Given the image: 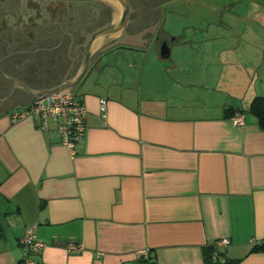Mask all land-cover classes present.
<instances>
[{"label": "crops", "instance_id": "obj_1", "mask_svg": "<svg viewBox=\"0 0 264 264\" xmlns=\"http://www.w3.org/2000/svg\"><path fill=\"white\" fill-rule=\"evenodd\" d=\"M245 51L235 41L215 55L223 66L207 89L220 95L211 105L152 104L114 71H92L73 91L86 108L73 153L55 121L11 122L31 103L27 93L0 105V264H21L27 229L45 245L35 264H205L209 246L220 262L264 264L253 251L264 243V128L249 111L264 98V77L260 55ZM42 79L28 86L62 83ZM223 239L230 244L218 248Z\"/></svg>", "mask_w": 264, "mask_h": 264}, {"label": "flooded vegetation", "instance_id": "obj_2", "mask_svg": "<svg viewBox=\"0 0 264 264\" xmlns=\"http://www.w3.org/2000/svg\"><path fill=\"white\" fill-rule=\"evenodd\" d=\"M127 2L129 9L135 12L129 14L125 29L147 26L148 23L156 21L160 13L159 22L146 49H138L137 53L148 50L152 44L156 45L159 53L163 43L170 47L174 42L200 43L207 40L230 39L238 35L231 26L224 23L225 17L229 18L233 14L230 4L213 9L212 11L216 13L213 16L214 20L210 18L211 21H208L209 18L205 17L206 13L209 14L207 0H127ZM60 3L67 9V15L55 14L57 16L55 18L47 12L50 8L48 0H0V44L5 43L9 46L7 52L14 54L8 57L6 45H0V62L3 60L0 63V70L3 74L27 85L28 80L38 85L44 83L42 78H55V76L63 81L67 72L65 79L73 78V69L76 64L75 47L78 41L83 43L86 39L85 36L80 35L81 30L84 28L85 33L91 34L104 27L110 18L111 9L96 0H60ZM11 10H25V15H28L27 11L34 10L32 14L29 13L30 18H23L25 23L32 22L31 25V22H28L27 33L7 29L6 24L8 26V21H11L9 16L12 15ZM13 22L11 21V24ZM16 24L21 26L19 22ZM32 27H35V30ZM67 29L71 39L64 34L67 33ZM71 40L72 46H70ZM59 43L60 45L55 49L49 47L50 45L56 47ZM119 49L122 48H114L117 51ZM35 50L41 51L35 52ZM20 52L34 53L17 54ZM68 53L73 62L68 58ZM235 61L233 64L238 67L237 60ZM23 70L35 73V75L26 76ZM36 72L42 75L39 76ZM25 77L28 79L25 80ZM0 88L1 100L13 88V85L0 75ZM21 92L19 89L14 90L0 105L3 106L12 101L17 95L22 94Z\"/></svg>", "mask_w": 264, "mask_h": 264}, {"label": "rangeland", "instance_id": "obj_3", "mask_svg": "<svg viewBox=\"0 0 264 264\" xmlns=\"http://www.w3.org/2000/svg\"><path fill=\"white\" fill-rule=\"evenodd\" d=\"M48 1L50 8L47 12H50L52 17L56 18V15L61 13L67 15V9L61 5L60 0ZM206 4L209 14L206 13L205 17L209 18L208 21L214 20L213 16L216 13L212 11L213 9L231 5L233 14L229 18L225 17L224 23L238 33L236 37L200 43L174 42L170 46L171 58L168 60L159 58L155 44H152L146 52L137 55L127 49H119L118 52H110L103 58L99 71L108 73L107 76L110 71H114L118 78H124L127 86L133 87L134 90L138 89L144 101H150L152 104L178 103V105L196 106L200 104L199 101H203L211 105L219 102L220 95L207 92V89L216 86L215 75L218 76V68L223 66L222 63L220 64L223 58L215 55L230 51L231 44L240 41L242 50L260 55L259 75L264 77V0H207ZM32 11L34 10L27 11L28 15L32 14ZM10 13H12L9 15L10 20L19 19L20 21H17L21 26L14 28L6 24L7 29L27 33L28 22L24 26L23 18L27 19L30 16L25 15V10H11ZM45 14L48 17V14ZM32 29L35 30V27ZM210 62H213L214 66ZM225 67L228 68L226 65ZM175 74H177L176 78ZM98 77L97 74L92 73L88 82ZM76 90L78 92L80 88Z\"/></svg>", "mask_w": 264, "mask_h": 264}, {"label": "water", "instance_id": "obj_4", "mask_svg": "<svg viewBox=\"0 0 264 264\" xmlns=\"http://www.w3.org/2000/svg\"><path fill=\"white\" fill-rule=\"evenodd\" d=\"M96 1L109 7L111 9V15H110L108 22L105 24L104 27L97 29L94 32H91V34L85 33L83 31L84 28L81 30L80 35L85 36L86 39H85V42L83 43L78 41L75 47L76 64L73 69L74 70L73 78L69 80L65 79L68 74L67 72L62 83L54 87L47 88V89L33 90L28 85H26L24 82L6 76L0 70V75L6 80H8L9 82H11L13 85V88L7 94H5V97H3L0 100L1 103L7 97H9L10 94L16 89H19L23 91L24 93H27V95H30L32 100L44 99V98H47L49 96H52V95H55V94H58L64 91L73 92L76 89H79L83 85L84 81L87 79V77L92 71H96L98 73L99 68L101 69L99 65L102 62L103 58L110 52H115V53L117 52V50H114V48L120 47L122 49H127L133 52H136L138 49H146V46L156 28V25L159 22L160 13H159L158 19L154 22L148 23L147 26H144V25L134 26L133 29H130V28L125 29V25H126L129 14H131L132 12H135L129 9V4L127 0H96ZM68 29H67V33H64V34H67L71 39V36L68 33ZM60 31H61V27H60ZM76 32L79 33V31H76ZM1 44H5V43L2 42ZM59 45L60 43L56 47L51 46V45L49 47H52V49H55ZM70 46H72V40H71ZM6 47H7L6 49V52H7L9 46L6 45ZM139 47H143V48H139ZM37 51H41V50H35V52ZM69 51H70V47H69ZM146 51L147 50H144L141 53H144ZM31 53H34V52H31ZM31 53L30 52L28 53L20 52L17 54L29 55ZM7 55L8 57H10L11 55H14V54H9L7 52ZM68 55L69 53L67 54V56ZM159 55L162 60L170 59L171 58V48L168 47L165 43H163L160 47ZM70 60H72L73 62V59H70ZM26 61L29 62V60H26ZM101 72L103 71L101 70Z\"/></svg>", "mask_w": 264, "mask_h": 264}, {"label": "built area", "instance_id": "obj_5", "mask_svg": "<svg viewBox=\"0 0 264 264\" xmlns=\"http://www.w3.org/2000/svg\"><path fill=\"white\" fill-rule=\"evenodd\" d=\"M107 111V100H99V112L102 117ZM26 117H34L40 120L42 128L46 129L49 119L56 122V134L61 139L64 146L73 153L77 143L83 140L86 131L85 119L86 108L81 97L74 92L64 91L49 96L44 99L32 100L21 111L15 112L11 117V122L15 123ZM236 126H243V116L235 115L231 119ZM230 244L228 239H223L217 243L218 248H226ZM20 246L24 251V257L21 264H35L31 255L34 252L41 251L45 245L37 239L34 229H27L23 238L20 240ZM70 249H75L70 246Z\"/></svg>", "mask_w": 264, "mask_h": 264}, {"label": "trees", "instance_id": "obj_6", "mask_svg": "<svg viewBox=\"0 0 264 264\" xmlns=\"http://www.w3.org/2000/svg\"><path fill=\"white\" fill-rule=\"evenodd\" d=\"M250 113L257 119L259 125L264 128V98L256 97L249 106ZM253 251L264 252V243L255 245ZM205 264H238L237 261L228 260L220 262L218 257H222L223 252L217 251L214 246L204 247L203 250Z\"/></svg>", "mask_w": 264, "mask_h": 264}]
</instances>
